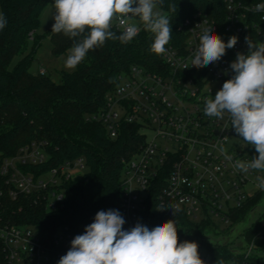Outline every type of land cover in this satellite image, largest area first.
<instances>
[{
  "label": "built area",
  "instance_id": "obj_1",
  "mask_svg": "<svg viewBox=\"0 0 264 264\" xmlns=\"http://www.w3.org/2000/svg\"><path fill=\"white\" fill-rule=\"evenodd\" d=\"M260 3L264 0H225L221 18L201 11L192 13L179 27L185 35L183 43L165 45L159 69L150 71L132 65L120 73L116 86L106 95L103 109L92 115L110 137L124 122L138 124L144 137L139 150L125 162L121 176L119 212L125 220L124 230L141 224L140 212L149 190L156 185L158 199L165 206L162 223L183 213L191 220L209 218L227 229L232 225V213L255 196L259 201L264 199V190L257 187L256 180L264 172L252 170L245 174L234 167L237 160L258 155L255 149L245 142L241 144L243 140L231 128L227 115L221 120L204 113L205 98L209 94L214 98L234 75L230 64L237 53L247 54L245 37L254 43L264 42V11H254ZM113 24L122 30L127 26L115 20ZM211 27L225 43L237 36V44L218 62L202 68L190 66L200 35ZM44 145L42 141H32L13 156L2 158L0 176L11 184L10 196L33 195L47 210L55 211L64 206V183L80 178L85 164L82 158H76L40 173L23 171L24 164L44 162ZM221 147L232 156L231 161L225 159ZM78 170L82 171L79 176ZM248 175L254 178L255 187L250 195L245 188ZM247 231L251 232L249 236ZM72 239L67 227L46 236L32 225H0V241L8 264H58ZM240 243V250L232 251L233 257L226 261L214 262L206 251L200 258L205 264H264V209L246 226Z\"/></svg>",
  "mask_w": 264,
  "mask_h": 264
},
{
  "label": "trees",
  "instance_id": "obj_2",
  "mask_svg": "<svg viewBox=\"0 0 264 264\" xmlns=\"http://www.w3.org/2000/svg\"><path fill=\"white\" fill-rule=\"evenodd\" d=\"M49 0H0V13L7 26L0 30V160L13 156L32 141L44 142L46 159L41 164H24L23 171L40 173L65 161L82 158L85 170L80 178L64 183V206L49 211L33 195H9L11 184L0 176V225H32L41 234L50 235L67 227L73 234L84 233L98 211H119L121 176L125 162L140 148L144 137L136 123H121L114 137L104 125L92 119L105 105L106 95L117 84V76L132 65L156 71L162 64L153 53L154 36L138 21L137 36L128 43L106 40L103 46L89 50L84 60L71 72H62L54 81L44 70H30L33 52L43 37H48L55 55L68 53L74 40L63 33L51 32L52 26L37 33L39 15ZM243 3L257 0H238ZM175 5V11L169 5ZM225 0H164L163 11L171 17V39L168 44H182L185 38L179 28L192 13L201 11L221 18ZM119 35L123 30L113 24ZM31 41L30 50H27ZM15 55L19 60L10 66ZM162 179L159 178L157 182ZM159 185L153 186L140 212L142 225L149 229L162 224L164 204L158 199ZM259 201L255 196L232 213L231 220L241 221ZM179 242L194 241L214 262L233 257L230 250L217 246L201 233L217 225L209 218L191 220L183 213L174 217ZM250 231L246 235H250ZM0 264H8L0 241Z\"/></svg>",
  "mask_w": 264,
  "mask_h": 264
},
{
  "label": "clouds",
  "instance_id": "obj_3",
  "mask_svg": "<svg viewBox=\"0 0 264 264\" xmlns=\"http://www.w3.org/2000/svg\"><path fill=\"white\" fill-rule=\"evenodd\" d=\"M163 5L164 0H54L55 22L51 32L80 38L74 40L65 67L75 69L89 50L103 46L106 40L125 44L132 41L139 29L135 23L128 22L137 18L154 36L150 50L157 55L165 53L172 27ZM169 10L175 11V5H169ZM254 11H264V3L257 4ZM114 20L127 25L119 35L111 30ZM7 23L0 13V30ZM237 42L235 35L225 43L213 27L204 29L190 66L202 68L220 61ZM245 43L247 54L237 53L230 64L234 75L223 83L214 98L210 94L205 98L204 113L221 120L227 115L231 128L246 145L255 149L258 155L234 164L247 174L252 170L264 172V42L254 43L245 37ZM220 151L226 160L233 159L223 147ZM256 180L257 187L264 190V176H257ZM124 224L118 210L98 211L84 233L72 239L70 249L58 264H205L196 242H179L174 219L151 229L137 223L124 230Z\"/></svg>",
  "mask_w": 264,
  "mask_h": 264
},
{
  "label": "rangeland",
  "instance_id": "obj_4",
  "mask_svg": "<svg viewBox=\"0 0 264 264\" xmlns=\"http://www.w3.org/2000/svg\"><path fill=\"white\" fill-rule=\"evenodd\" d=\"M54 1L49 0L45 7L42 9L39 15V24L36 29L37 33H43L49 27L54 24V19L52 16L55 14V9L53 7ZM131 23H135L136 26L138 25V21L136 19L131 20ZM31 41L28 42L27 50H30ZM52 44L48 37H43L40 39L39 44L35 51L33 52V59L31 61L30 70L32 72L39 71L40 68H43L46 73L54 80L59 81L60 75L62 72H71L75 69H67L65 67V59L68 56V53H62L55 55L51 52ZM21 55H15L11 60L10 66L14 65ZM216 86V82L213 83ZM149 134V133H147ZM244 141H241V144ZM79 172L77 176L80 175L82 171ZM248 181L246 184L247 193L250 195L253 193L255 187L252 183L254 178L251 175L247 176ZM264 209V199L260 200L256 206L248 212L245 217L241 221H237L236 219L232 220V225L227 228L223 229L220 226L216 228L208 226L205 228V231L201 233L207 240L216 243L219 247H224L230 252L232 251H239L240 247L242 246L240 243V237L246 229V226L254 220L259 214H261L262 210ZM199 255H204L205 250L201 249L198 251ZM263 263H264V251H263Z\"/></svg>",
  "mask_w": 264,
  "mask_h": 264
},
{
  "label": "crops",
  "instance_id": "obj_5",
  "mask_svg": "<svg viewBox=\"0 0 264 264\" xmlns=\"http://www.w3.org/2000/svg\"><path fill=\"white\" fill-rule=\"evenodd\" d=\"M40 69H43V68H40Z\"/></svg>",
  "mask_w": 264,
  "mask_h": 264
}]
</instances>
